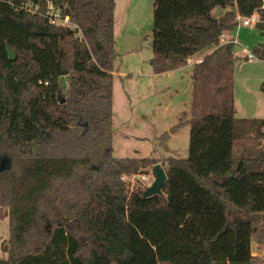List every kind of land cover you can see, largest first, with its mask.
Wrapping results in <instances>:
<instances>
[{
	"label": "trees",
	"instance_id": "trees-1",
	"mask_svg": "<svg viewBox=\"0 0 264 264\" xmlns=\"http://www.w3.org/2000/svg\"><path fill=\"white\" fill-rule=\"evenodd\" d=\"M114 7L0 0V161L12 163L0 169L9 223L0 264H264L251 251L264 253V117L235 118L232 44L219 39L255 11L250 51L264 61V0H153L155 74L212 50L192 67L193 92L209 105L189 120L187 156L161 160L110 153ZM216 8L230 10L215 17ZM64 135L83 156L49 152ZM239 138L256 143L254 154L236 157ZM156 164L163 197L145 199L130 179Z\"/></svg>",
	"mask_w": 264,
	"mask_h": 264
},
{
	"label": "rangeland",
	"instance_id": "rangeland-1",
	"mask_svg": "<svg viewBox=\"0 0 264 264\" xmlns=\"http://www.w3.org/2000/svg\"><path fill=\"white\" fill-rule=\"evenodd\" d=\"M227 10L230 9L216 8L212 15L220 17ZM152 24L153 0H115L113 36L117 56L113 62V71L120 74L113 75L107 142L111 156L116 159L185 158L189 120L203 114L207 111L205 105H209L201 87L196 94L193 92L191 79L193 61L203 51L190 57L181 68L165 74H154L150 65L153 59ZM230 33L223 32L224 36L219 38L220 44H230ZM232 37L236 43L232 45L231 70L226 78L231 83L235 118L241 121L262 119L264 94L260 86L264 83V61L248 58L251 47L259 38L253 26L235 27ZM211 90L210 84L208 91ZM244 128L243 125H236V136L242 137ZM49 149L50 153L63 157L84 155L79 151L74 135L58 136L55 147ZM255 149L256 143L250 138H239L234 143L236 157L248 152L254 154ZM4 162H8L11 170V161L2 159L0 164ZM152 180L153 175L149 169L146 173L131 177L130 182L140 184L145 190ZM8 238L7 208L0 207V261L7 257L4 246ZM251 251L255 255H264L256 250L254 244Z\"/></svg>",
	"mask_w": 264,
	"mask_h": 264
},
{
	"label": "water",
	"instance_id": "water-1",
	"mask_svg": "<svg viewBox=\"0 0 264 264\" xmlns=\"http://www.w3.org/2000/svg\"><path fill=\"white\" fill-rule=\"evenodd\" d=\"M10 168L8 162H4L0 164L1 170H8ZM151 172L153 175L152 183L145 188L142 193V197L145 199H149L151 197H163L162 194V186L166 180V173L160 164H156L152 166Z\"/></svg>",
	"mask_w": 264,
	"mask_h": 264
},
{
	"label": "built area",
	"instance_id": "built-area-1",
	"mask_svg": "<svg viewBox=\"0 0 264 264\" xmlns=\"http://www.w3.org/2000/svg\"><path fill=\"white\" fill-rule=\"evenodd\" d=\"M235 19L237 20L236 28H238V27H250V26L254 27L255 24L258 22V14L254 11L250 15H247V16L246 15H237L235 17ZM221 36H224V35H221ZM221 41H222V39H221ZM229 43H231V44L236 43V39L234 37H232V35H230ZM248 58L250 60L256 59L255 56L251 53L248 55ZM200 62L201 61H199V63Z\"/></svg>",
	"mask_w": 264,
	"mask_h": 264
},
{
	"label": "crops",
	"instance_id": "crops-1",
	"mask_svg": "<svg viewBox=\"0 0 264 264\" xmlns=\"http://www.w3.org/2000/svg\"><path fill=\"white\" fill-rule=\"evenodd\" d=\"M234 31V30H233ZM233 31H230L231 33H230V35H232V33H233ZM233 45V44H232ZM212 50H210V51H206V52H204L198 59H196L195 61H193V65H195V64H197V63H199V61L200 60H202V58L205 56V54L207 55V54H209L210 52H211ZM193 65H192V67H193ZM185 66V65H184ZM183 67V66H182ZM181 68V67H180ZM178 69V68H177ZM174 70H176V69H174ZM172 71V70H171ZM167 72H169V71H167ZM166 72H164V73H160V74H165ZM120 74V72L118 73V72H114L113 73V75H119ZM155 74V73H154ZM160 74H155V75H160Z\"/></svg>",
	"mask_w": 264,
	"mask_h": 264
}]
</instances>
